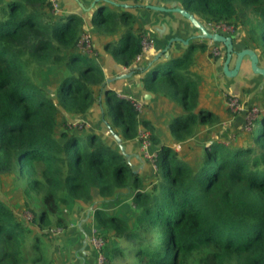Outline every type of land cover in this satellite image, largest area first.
<instances>
[{
    "label": "trees",
    "instance_id": "1",
    "mask_svg": "<svg viewBox=\"0 0 264 264\" xmlns=\"http://www.w3.org/2000/svg\"><path fill=\"white\" fill-rule=\"evenodd\" d=\"M108 1L93 5L87 27L99 41L115 37L103 50L131 68L145 39L143 23L131 12L141 0ZM157 1L176 2L207 24L242 30L247 45L264 57V0ZM85 28L83 16L58 15L51 0H0V181H16L32 215L28 225L0 200V264H58L50 231L74 224L75 202L94 201L101 205L93 230L105 241L106 264L123 254L125 264H264V117L248 130L244 120L229 145L206 135L205 127L218 119L200 107V75L193 68L208 46L190 43L153 72L132 70L145 73V92L181 111L167 127L180 151L157 147L141 110L107 89L102 56L78 50ZM48 68L59 72L52 93L39 80ZM94 106L121 142H137L139 126L151 132L158 150L151 181L133 173L115 144L67 123L66 115L84 118ZM186 147L199 150L194 160L186 159ZM129 197L128 213H109ZM112 238L131 245L123 250Z\"/></svg>",
    "mask_w": 264,
    "mask_h": 264
},
{
    "label": "crops",
    "instance_id": "2",
    "mask_svg": "<svg viewBox=\"0 0 264 264\" xmlns=\"http://www.w3.org/2000/svg\"><path fill=\"white\" fill-rule=\"evenodd\" d=\"M55 1L56 3L58 2L57 0ZM93 1L94 0H81V4L85 9H89V11H82L75 3H73V7L71 8L67 7L69 5L65 2L59 3L61 9H59L57 14L68 15L74 13L83 16L84 24L88 31V16L92 9L91 5ZM149 4L161 6L157 0H141L138 8L131 10V12L143 23V34L145 39L151 41V47L142 52L131 68L118 66L103 50V44L109 41L108 38H104L103 42L102 39H100L103 44H99L101 48L97 47L98 49L94 50L92 56L96 54L102 56V72L105 76L107 89L116 91L119 97L132 98L140 107L141 113L139 117L150 122L153 128V134L158 140L157 147L161 145L172 147L176 144L171 142L167 128L168 123L172 117L180 115L181 111L176 104L161 100L155 95L145 92L142 89L140 80L145 74L144 72L152 58L166 47L169 39L173 37L188 39L197 35L198 32L180 15L148 10L146 6ZM201 22L207 27V23ZM236 34H238V37L233 41L234 50L238 52L248 48L249 46L247 45V40L243 31L238 29L233 36ZM93 40L94 43H97V38L93 37ZM193 43L199 42L194 41ZM204 43L208 46L207 52L196 56V64L193 68V70L200 75V80L198 82L199 104L201 108L212 111L218 119L212 127H205L204 131L209 137L219 139L224 145H229L231 141L236 139L235 134L242 129L245 114L249 107H258L259 112L264 116V87L262 86V78L251 72L247 58L243 59L241 67L235 77H225L222 74L224 51L221 49V55L214 59V57L212 58L208 53L216 44L210 42ZM185 47L186 46L181 43H173L167 54L162 55L154 65L170 57L181 55ZM256 53L258 55V65L264 68V57L258 51H256ZM233 63L234 59L230 62L229 68L233 67ZM132 70L144 72L136 74L132 72ZM130 71L132 75L129 78L117 79L118 76L128 74ZM114 78L116 79L115 81L106 83L107 79ZM228 96H237L243 106V111L236 117H232L226 110L225 101ZM96 110H99L98 106H94L88 112V117ZM140 127L141 126H139V128ZM86 130L94 132L103 139L108 140L106 134L109 132L101 131L98 128H86ZM230 135L233 138L226 142L224 139L230 137ZM122 145L126 153L133 155L134 161H132L131 164L133 170L137 171L141 168H148L147 163L140 162L137 159L139 147L135 140L122 142ZM134 163L139 164L137 168L133 167L135 165ZM152 171L154 174L153 169ZM99 203L100 201H94L93 203L75 202L69 213V218L74 221V224L67 231L52 234L51 238L53 240V245L56 250L58 249V251H55L58 261L60 260V262L57 261L58 264H94L95 251L91 245L87 242L85 247L86 255L80 252V248L82 246L84 234L87 235L89 239L91 231L95 228L92 215L94 210L98 208ZM108 211L109 213L112 212V210ZM79 225L80 227H78ZM79 235H81L82 238Z\"/></svg>",
    "mask_w": 264,
    "mask_h": 264
},
{
    "label": "water",
    "instance_id": "3",
    "mask_svg": "<svg viewBox=\"0 0 264 264\" xmlns=\"http://www.w3.org/2000/svg\"><path fill=\"white\" fill-rule=\"evenodd\" d=\"M77 4L78 7L82 10V11H89V9H85L84 6L81 4V2H79L78 0H74ZM99 1H108V0H94L92 2V7L96 2ZM111 4H115L114 2L108 1ZM121 7L128 9L130 7V5L127 4H121ZM146 8L148 10L154 11V12H159V13H174V14H178L180 15L182 18L186 19L192 26L193 28H195L198 32L197 35L192 36L188 39H181L178 37H173L171 39H169V41L167 42L166 47L158 54H156L151 62L149 63V65L146 68L147 72H153V67H154V63L162 56L167 54V52L169 51V49L171 48V45L173 43H181L184 46H188L190 43H193L194 41H198L200 43H204V42H210L213 44H219L223 47L224 49V59H223V63H222V74L227 77V78H233L237 75L242 61L244 58H247L249 61V65H250V70L253 74L258 75L262 78V86L264 87V68L260 67L258 65V55L256 53L255 50L250 49V48H245L242 49L238 52H236L233 48V41L236 39V37H238V34H236L235 36L230 35V36H225L223 34L220 33H212L208 30V28L199 20L197 19L194 15L188 13L187 11H185L184 9H182L181 7H179L177 5L176 2H171L168 5H147ZM234 59V63H233V67L229 68V64L230 62ZM132 75V72L130 71L128 74H122L120 76L117 77V79H125V78H129ZM116 79H107L106 83H111L113 81H115ZM110 135L112 136L113 140L115 141L121 155L126 159L127 164H129L131 166V162H130V157L131 155L127 154L125 152V148L122 145L121 139L115 134L113 133L111 130H109ZM137 159L140 162H143V160L141 159V157L139 155H137ZM133 173L136 174L137 171L133 170ZM80 227V225L78 226ZM82 231V230H81ZM88 236L84 234L83 240H82V246L80 248V252L83 255H86L85 252V247L87 245L88 242Z\"/></svg>",
    "mask_w": 264,
    "mask_h": 264
},
{
    "label": "rangeland",
    "instance_id": "4",
    "mask_svg": "<svg viewBox=\"0 0 264 264\" xmlns=\"http://www.w3.org/2000/svg\"><path fill=\"white\" fill-rule=\"evenodd\" d=\"M57 1L58 2L56 3L57 4L56 12H58L59 9H61V7L59 6V3L65 2V3H67V5H69V6H67L69 8L73 7V3H75L74 0H57ZM76 4L77 3H75V5ZM77 6H78V4H77ZM87 29H88V32L91 35L90 28L88 27ZM234 34H235V32H234ZM91 38H92V50L94 52L95 49L97 50L98 48H101V45H99V44H102L103 40H102V42L97 40V43H94V40H93L92 36H91ZM114 38L115 37H111V38H108V39L109 40H113ZM217 45H218V47L220 49H222V51H224L223 48H221L222 47L221 45L216 44V46ZM58 74H59V72L57 71V68H48V69H46L45 72H44V75L39 76L40 84H42V86L47 87L48 90L52 93L54 91L55 86H56V79H57ZM253 107H256V106H253ZM88 115L89 114H87L84 118L83 117L74 118L73 116L66 115V121H67L68 124H71V125H76V124L82 125L83 124L86 128H92V129H94V128L97 129L98 128L101 131L109 132V129L107 128L105 122L101 118L100 110H96L92 115H90L91 117L90 116L88 117ZM262 117H264V116L260 113L258 119H260ZM244 129H245V124H244ZM106 135H107L106 137L108 138V140L111 143L116 145V143L114 142L112 136L110 135V132L107 133ZM232 138L233 137L230 135V137H226L224 140L226 142H228ZM239 141H240V139H239ZM178 151H180V150H178ZM185 151L187 153L185 155L186 159L187 160H194L196 158L197 152L199 150L198 149L187 150V147H186ZM179 153H181V152H179ZM132 161H134L133 155H131V157H130L131 164H132ZM134 164H135L133 166L134 168H137L138 165H139V164H136V163H134ZM147 165H148V168H144V169L141 168L140 170H137V174L140 177H142V179L145 182H149V181H151L153 179V171H152L153 167H152L151 164H147ZM15 182L16 181H14V179L12 177L6 178V179L0 181V200L3 201L8 208L12 209L15 213H17L19 216H21L23 221H25V223L29 225V223H30V221L32 219V215L30 216L28 214L30 212L24 206V204H25L24 196L21 193L20 188L18 189L15 186ZM147 185H149V183ZM119 201H120L119 204L111 206L109 208V210H112V212H117L119 214L128 213L129 209H131V206H130L131 198L129 197V199H127V200H125L123 198V199H120ZM100 205L101 204H98V207ZM27 214L30 216L29 219H26V218L23 217L24 215H27ZM112 239L113 240H110V242L116 243V246L118 245V247L123 249V250L127 249L128 245H131V243H129L128 241H126L124 239H116V238H112ZM41 242H42V239H41ZM123 255H124L123 259L122 258H117V259L114 260V263H116V264H125L124 261H129L128 260L129 257H126L125 254H123Z\"/></svg>",
    "mask_w": 264,
    "mask_h": 264
},
{
    "label": "built area",
    "instance_id": "5",
    "mask_svg": "<svg viewBox=\"0 0 264 264\" xmlns=\"http://www.w3.org/2000/svg\"><path fill=\"white\" fill-rule=\"evenodd\" d=\"M53 10L56 12L57 4L54 0H51ZM207 28L212 33H220L225 36L234 35V28L232 26H226L223 24H217V25H211L207 24ZM143 45V51L151 47V41L144 39L142 42ZM78 50L85 55H93L94 52L92 50V38L90 33L85 30L81 35L77 43ZM211 53L214 57H219L221 55V49L218 46H215L211 49ZM123 98V97H120ZM123 99H126L128 101H131L134 103L136 109L140 111V107L133 101L130 97H125ZM226 109L229 111L232 117L238 115L243 111V106L241 105V102L238 98L228 96L225 101ZM259 109L257 107H249L246 111L245 115V129L248 130L252 123L256 122L259 117ZM136 140L139 147V156L143 160V162L147 164H151L153 167V170L155 171V163L158 157V150L154 149L151 144V132L143 127L138 128ZM173 150L178 151L180 150L179 145H173L171 147ZM26 219H29L30 216L24 215L23 216ZM61 232L60 230H54L50 231L51 234H58ZM88 243L91 245L93 250L95 251V264H106L105 262V255L102 253V249L104 248L105 241L102 236H99L97 234V231L93 230L91 231Z\"/></svg>",
    "mask_w": 264,
    "mask_h": 264
}]
</instances>
